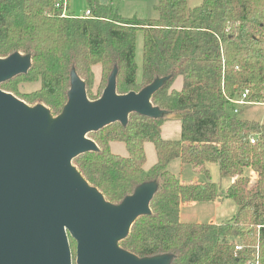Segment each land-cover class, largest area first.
<instances>
[{
	"label": "trees",
	"instance_id": "1",
	"mask_svg": "<svg viewBox=\"0 0 264 264\" xmlns=\"http://www.w3.org/2000/svg\"><path fill=\"white\" fill-rule=\"evenodd\" d=\"M87 2L92 15L78 17L70 4L63 16L57 0H0V58L14 53L31 58L27 72L0 88L58 116L68 103L73 72L91 101L102 96L114 71L118 94L139 92L162 79L151 97L162 115L133 112L126 123L90 132L98 148L77 155L72 165L111 204L155 183L150 212L118 242L137 257L168 255V264H247L259 246L264 264V123L245 117L234 103L245 90L250 102H264V0H203L193 8L188 0H160L158 16L148 19L125 18L113 3ZM139 30L144 32L141 81ZM96 66L105 82L97 93L91 89ZM26 82H38L39 88L22 92L19 86ZM173 117L181 120L180 136L164 139L162 126ZM116 141L125 144L127 155L111 150ZM146 142L157 154L148 169ZM174 159L192 165L206 180L182 181L169 169ZM209 163L233 180L226 190L210 180ZM218 196L238 204L229 222L181 221L182 203ZM70 246L76 253L72 237Z\"/></svg>",
	"mask_w": 264,
	"mask_h": 264
},
{
	"label": "water",
	"instance_id": "2",
	"mask_svg": "<svg viewBox=\"0 0 264 264\" xmlns=\"http://www.w3.org/2000/svg\"><path fill=\"white\" fill-rule=\"evenodd\" d=\"M29 55L0 58V83L28 71ZM162 79L139 92L118 94L116 71L102 96L91 101L73 72L69 100L52 122L48 109L29 106L0 88V264H168V255L139 258L121 248L135 220L150 212L155 183H146L120 204L107 202L72 165L98 148L87 137L130 113L160 116L151 103Z\"/></svg>",
	"mask_w": 264,
	"mask_h": 264
},
{
	"label": "rangeland",
	"instance_id": "3",
	"mask_svg": "<svg viewBox=\"0 0 264 264\" xmlns=\"http://www.w3.org/2000/svg\"><path fill=\"white\" fill-rule=\"evenodd\" d=\"M160 0H99V2L108 4L113 3L121 16L125 18H140L148 19L158 16L157 4ZM203 0H188V4L191 8L199 5ZM70 8L75 16H82L88 8L87 0H69ZM144 44V32L139 30L137 32L136 39V61L138 64V81H141L143 74V47ZM182 81V79H181ZM105 82L101 79V70L99 66L94 69V80L91 85L93 92L97 93L98 88L104 86ZM20 90L22 92H31L39 88V83L37 82H26L20 84ZM39 106L42 104H38ZM38 105L32 106L36 107ZM44 106V105H42ZM46 107V106H44ZM47 108V107H46ZM244 111V116L249 119L258 120L264 123V102L258 103L256 105H245L242 107ZM48 109V108H47ZM51 117V122L57 117L51 113L48 109ZM181 132V120L177 117H173L167 120L162 127V136L168 139H177ZM89 134V133H88ZM87 134V137H88ZM112 151L122 155H127L128 150L124 143L122 142H112ZM146 153H147V164L146 167H150L155 163L157 156L155 152V147L153 143H146ZM169 169L179 176L185 182H194L198 179L200 182L206 180V175L201 173H196L190 164H183L179 159L172 160L169 163ZM207 168L210 172V180L215 182L221 190H224L229 184V178L225 179L221 177L219 166L215 163H209ZM213 209V208H212ZM211 209V213L213 212ZM238 204L232 198H225L220 208L216 210L219 222L227 223L234 215L238 212ZM210 211V210H209ZM72 263L77 264V256L74 251H72Z\"/></svg>",
	"mask_w": 264,
	"mask_h": 264
},
{
	"label": "crops",
	"instance_id": "4",
	"mask_svg": "<svg viewBox=\"0 0 264 264\" xmlns=\"http://www.w3.org/2000/svg\"><path fill=\"white\" fill-rule=\"evenodd\" d=\"M70 12L73 14L71 8H70ZM181 79H182L181 77L176 79V81L174 83V87L175 88L179 89L182 86ZM247 105H249V104H247ZM250 105H252V104H250ZM254 105H256V104H254ZM163 138L164 139H168V138H165V137H163ZM146 143H151V142H146ZM146 143H145V151H146ZM111 149H112V147H111ZM155 152H156V150H155ZM146 155H147V153H146ZM156 156H157V154H156ZM156 161H157V159H156ZM179 161H181V160H179ZM146 164H147V161H146ZM146 164H145V168H147V169L152 166L151 165L150 167H146ZM225 179H228V178H225ZM232 181H233L232 179H229V184L227 185V187L224 190H226L229 187V185L231 184ZM194 182L199 183L200 181L198 179H196V181H194ZM224 199L225 198H222V197L218 196L215 200H212V201L184 202V203L181 204L180 219H181V221L188 222V223H210V222L222 223V222H219V218H218L216 210L218 208H220V205H221V203H222V201ZM211 209L213 211L212 213H211Z\"/></svg>",
	"mask_w": 264,
	"mask_h": 264
},
{
	"label": "built area",
	"instance_id": "5",
	"mask_svg": "<svg viewBox=\"0 0 264 264\" xmlns=\"http://www.w3.org/2000/svg\"><path fill=\"white\" fill-rule=\"evenodd\" d=\"M57 1H58L57 5L62 7V15L63 16L68 15L69 0H57ZM91 15H92L91 11L86 10L84 16H91ZM248 97H249V90H245L244 92L241 93V96L238 99L234 100V103L238 106H244L247 104H252V105L258 104V102H250ZM238 109L239 108H236L235 112H238ZM251 142L252 143L256 142V137L254 135L251 136ZM247 264H261L260 256H259V246H256V249L253 254V258H251V260H249Z\"/></svg>",
	"mask_w": 264,
	"mask_h": 264
}]
</instances>
